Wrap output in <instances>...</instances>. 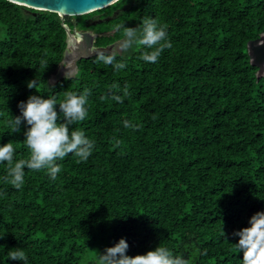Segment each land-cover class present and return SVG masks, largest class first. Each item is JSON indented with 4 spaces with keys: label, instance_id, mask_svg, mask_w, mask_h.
Returning a JSON list of instances; mask_svg holds the SVG:
<instances>
[{
    "label": "trees",
    "instance_id": "trees-1",
    "mask_svg": "<svg viewBox=\"0 0 264 264\" xmlns=\"http://www.w3.org/2000/svg\"><path fill=\"white\" fill-rule=\"evenodd\" d=\"M116 9L101 30L142 28L151 17L166 25L172 47L156 63L116 53L119 71L95 54L50 82L65 48L62 23ZM260 34L264 0H117L63 19L0 0V145L13 144L14 162L29 157L24 126L11 133L9 121L36 94L26 86L33 78L57 101L91 90L86 119L70 131L94 141L86 162L74 154L56 161L55 180L25 167L20 189L0 163V264H24L8 259L15 249L27 264H95L89 252L101 238L105 247L126 239L128 255L159 245L190 264H242L230 234L264 211V75L247 53ZM113 84L123 103L102 99Z\"/></svg>",
    "mask_w": 264,
    "mask_h": 264
},
{
    "label": "clouds",
    "instance_id": "clouds-1",
    "mask_svg": "<svg viewBox=\"0 0 264 264\" xmlns=\"http://www.w3.org/2000/svg\"><path fill=\"white\" fill-rule=\"evenodd\" d=\"M142 28L131 27L126 24H117L116 31L122 30V37L117 47L120 52L133 50L139 53V58L145 62L156 63L167 48L172 44L166 31V25L157 19L143 17L140 20ZM97 59L106 65H112L119 71L125 67L117 62L115 52L100 51ZM29 89H35L36 94H30L26 100L19 101L17 107L20 115L13 116L9 121L11 133H20L24 126V143L29 151L27 159L14 162L13 144L7 142L0 145V163L6 162L5 181L14 188L20 189L24 184V168L40 171L46 170L52 180L61 171L58 160L69 154L77 157V162H86L94 149V141L87 138L83 130H71L72 125L82 122L88 115L86 105L91 90L85 88L82 92L66 91L64 98L57 101L55 96L47 98L39 94L35 78L27 81ZM119 85L110 86L108 97L116 102L123 103L122 96L118 94ZM129 95L127 86L123 96ZM57 106L59 111H57ZM125 127L135 128L129 121ZM119 145V141L115 146ZM224 233V231H223ZM231 237L236 238L235 247L241 255L242 264H264V211H256L248 218V226L233 230ZM225 236V233H224ZM129 245L124 238H120L110 247L100 252L95 250L97 264H190L189 260L181 255L157 245L154 249L143 254L128 255ZM8 259L23 261L27 264V255L21 249L8 252Z\"/></svg>",
    "mask_w": 264,
    "mask_h": 264
},
{
    "label": "water",
    "instance_id": "water-1",
    "mask_svg": "<svg viewBox=\"0 0 264 264\" xmlns=\"http://www.w3.org/2000/svg\"><path fill=\"white\" fill-rule=\"evenodd\" d=\"M28 9L55 12L61 19L67 16H81L93 11L103 9L117 0H8ZM116 14L105 17L99 21H109ZM97 21V22H99ZM65 32V48L56 73L51 75L50 81L55 82L62 77H70L77 71V62L82 58H88L100 51L115 52L108 44L93 47L94 36L90 32H72L67 24L62 23ZM247 53L249 63L257 67L256 76L264 75V34L257 38L248 40ZM71 72V74H69Z\"/></svg>",
    "mask_w": 264,
    "mask_h": 264
},
{
    "label": "flooded vegetation",
    "instance_id": "flooded-vegetation-1",
    "mask_svg": "<svg viewBox=\"0 0 264 264\" xmlns=\"http://www.w3.org/2000/svg\"><path fill=\"white\" fill-rule=\"evenodd\" d=\"M119 13L120 11L116 9V10H113L110 14L100 13V14H97L98 16L94 14V15L89 16L86 20H84L83 24L77 19L75 20L71 19V24L70 26L69 25L68 26L74 33L75 32H90L94 36L93 47H100V46H105L108 44H113L111 46L112 50H114L115 53L121 54L122 52L119 51L117 44L122 36L115 37L119 33V31L115 30V26L112 27L111 29H106V30H101L100 27H98L99 24L103 22L99 20H103L105 17H109L113 14H116V16L114 17L116 18L119 15ZM108 38H111V40H108ZM56 72L57 71L55 70L53 74H55ZM69 74H71V72H69ZM51 75L49 77V81H50Z\"/></svg>",
    "mask_w": 264,
    "mask_h": 264
},
{
    "label": "rangeland",
    "instance_id": "rangeland-1",
    "mask_svg": "<svg viewBox=\"0 0 264 264\" xmlns=\"http://www.w3.org/2000/svg\"><path fill=\"white\" fill-rule=\"evenodd\" d=\"M95 15H97V14H95ZM79 18H80V20H82L84 17H79ZM72 20H75V18H72ZM104 240L106 241V239H104ZM104 240H102V238L94 240L92 247H91V250L89 252V256L91 257V261L93 260V258L96 261L95 250L102 252L105 249V246L103 245ZM87 260H90V259L87 258ZM95 264H97V262Z\"/></svg>",
    "mask_w": 264,
    "mask_h": 264
}]
</instances>
